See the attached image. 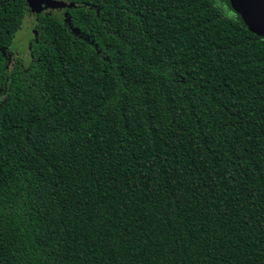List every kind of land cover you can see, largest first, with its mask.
<instances>
[{
  "label": "trees",
  "instance_id": "obj_1",
  "mask_svg": "<svg viewBox=\"0 0 264 264\" xmlns=\"http://www.w3.org/2000/svg\"><path fill=\"white\" fill-rule=\"evenodd\" d=\"M0 0V264H264V38L227 0Z\"/></svg>",
  "mask_w": 264,
  "mask_h": 264
},
{
  "label": "water",
  "instance_id": "obj_2",
  "mask_svg": "<svg viewBox=\"0 0 264 264\" xmlns=\"http://www.w3.org/2000/svg\"><path fill=\"white\" fill-rule=\"evenodd\" d=\"M230 8L238 14L242 23L251 33L264 38V0H227ZM27 7L34 14L66 7L71 3L63 0H26Z\"/></svg>",
  "mask_w": 264,
  "mask_h": 264
},
{
  "label": "rangeland",
  "instance_id": "obj_3",
  "mask_svg": "<svg viewBox=\"0 0 264 264\" xmlns=\"http://www.w3.org/2000/svg\"><path fill=\"white\" fill-rule=\"evenodd\" d=\"M64 7H58L54 9H47L46 11L60 12ZM35 14L30 11V8H26V12L21 21L20 27L14 33V36L9 44V51L14 57L21 60L23 64L28 61V44L32 36L33 28L32 24L34 22Z\"/></svg>",
  "mask_w": 264,
  "mask_h": 264
}]
</instances>
